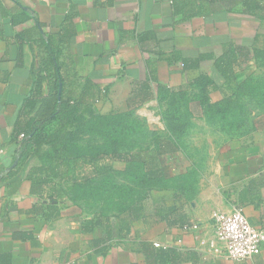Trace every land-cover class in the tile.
I'll list each match as a JSON object with an SVG mask.
<instances>
[{"label": "crops", "instance_id": "1", "mask_svg": "<svg viewBox=\"0 0 264 264\" xmlns=\"http://www.w3.org/2000/svg\"><path fill=\"white\" fill-rule=\"evenodd\" d=\"M177 4L203 13L180 21L174 16ZM261 29L257 18L228 12L218 1L0 0V264H147L142 242L179 248L182 261L176 264H264V249L248 261L204 258L194 251L192 234L174 224L180 217L206 225L213 211L229 212L239 205L250 224L264 230V130L254 133L230 161L223 159L196 198L182 204L176 198L174 211L150 227L131 223L124 238H106L95 227L82 231L86 216L69 213L70 203L37 197L28 179L40 167L33 156L15 169L21 143L15 129L29 118L25 105L45 53L40 42L49 35L67 39L58 47L59 63L74 99L126 111L133 90L145 86V100L140 101L141 95L135 105L153 106L161 93L186 88L197 93L194 83L200 76L218 87L209 95L211 103L222 100L224 82L213 60L183 68L171 54L217 58L229 44L251 52ZM85 85L90 89L81 98ZM46 93L44 86L42 95ZM50 206L59 213L52 212L47 220Z\"/></svg>", "mask_w": 264, "mask_h": 264}, {"label": "rangeland", "instance_id": "2", "mask_svg": "<svg viewBox=\"0 0 264 264\" xmlns=\"http://www.w3.org/2000/svg\"><path fill=\"white\" fill-rule=\"evenodd\" d=\"M259 23L264 27V22ZM251 50L250 60L236 69L234 95L225 92L222 100L227 105L212 121L201 115V107L193 100L197 93L187 88L172 95L161 93L158 104L131 112L104 103L101 107L83 103L72 121L46 126L33 161L55 169L63 158L90 156L98 159V166H111L106 175L94 177L77 169L81 162L75 164L73 176H79L78 182L59 184L64 193L60 196L70 203L69 213L109 216L116 224L113 218L121 213L124 217L129 204L137 200L143 212L132 224L142 221L152 226L168 213L176 198L180 204L196 198L214 168L241 153L251 136L264 130V30H257ZM211 113L208 110L206 116ZM169 139L175 147L167 153L159 150ZM112 154H131L134 162L111 161ZM158 169L161 179L140 185L144 172Z\"/></svg>", "mask_w": 264, "mask_h": 264}, {"label": "trees", "instance_id": "3", "mask_svg": "<svg viewBox=\"0 0 264 264\" xmlns=\"http://www.w3.org/2000/svg\"><path fill=\"white\" fill-rule=\"evenodd\" d=\"M206 1H218L227 8L228 12L248 15L257 18L260 22H264V0ZM202 13V10L185 9L180 4L174 7V16L180 21L199 17ZM66 41L67 39L65 36L57 39L56 36L49 35L46 40L40 42L45 53L44 56L39 59L35 83L31 96L25 105L26 108H28V112H30L29 118L24 123H20L15 129L16 136L23 135V138L20 139V154L15 169L21 168L26 161L36 153L35 146L39 144L43 131L48 124L59 121H64L65 123L72 121L73 116L81 104V100L74 99L71 93L67 92L66 80L61 72V64L59 63L60 50L58 47H60V44L66 45ZM171 58L174 61H180L183 68L191 69L197 68L201 61L213 60V67L224 82V92L229 91L231 95H234V90L238 87L236 84V69L241 64H245L250 60V50L243 46L229 44L223 54L217 58H213L212 55L201 54L192 59H185L177 52L172 53ZM44 86H46L47 89L45 96L42 95ZM194 86L198 88V91L197 94L194 95L193 100L198 107H201V115L203 114L207 122H210L214 119L215 113L221 112L222 107H226L227 102L221 100L216 103H211L209 95L211 92L217 91L218 87L206 76H200L194 83ZM89 89L90 88L85 85L81 98L87 95ZM146 91L147 88L145 86H142L139 91H131L130 97L127 100V112L139 108L135 103L141 95H143V97L140 101L145 100L147 96ZM172 94L174 93L170 95ZM208 110L214 113L206 116ZM223 112L224 111H222V113ZM172 146H174V143H172L170 139L164 140L158 149L167 153L168 149ZM109 159L114 162H124L128 165L134 162V156L131 154H112ZM79 162H81V169H79V167L77 169L82 174L88 172V175L94 177L104 176L111 170V166H98V159L90 156L63 158L59 161L58 165L56 164L55 169L37 167L31 170L28 179L31 181L32 192L40 199L49 202L65 201L66 198L60 196L64 193L59 190V184L63 182H78L79 176H73V172L75 164ZM57 168H60V170H57ZM158 170L157 172H144V178L141 179L140 185L144 186L145 182L147 184L161 179L162 171L160 169ZM85 177L84 180H87V176ZM69 201L74 205L72 200ZM48 208L50 213L46 216L47 220L50 219L52 212H56V215H58L59 211L57 207L50 206ZM173 209L171 210L170 208L171 211L169 210L168 213L174 211ZM142 212L143 207L141 202L135 200L131 202L125 212H123L124 217H121V213L115 216L116 218H113L118 221L116 224L112 223V219L109 216L90 214L82 220L81 228L82 231H89L95 227L101 229L106 238H124L128 234L131 223L140 219ZM162 219L167 220L166 218ZM166 222L169 224L168 220ZM174 224H178V227L182 229L189 223L184 218L179 217L174 220ZM141 249L147 264H176L182 261L181 251L178 250V248H155L148 242H142Z\"/></svg>", "mask_w": 264, "mask_h": 264}, {"label": "built area", "instance_id": "4", "mask_svg": "<svg viewBox=\"0 0 264 264\" xmlns=\"http://www.w3.org/2000/svg\"><path fill=\"white\" fill-rule=\"evenodd\" d=\"M182 230L192 234L194 251L204 258L248 261L264 249V230L252 226L239 205L229 212L213 211L206 225L189 223Z\"/></svg>", "mask_w": 264, "mask_h": 264}]
</instances>
